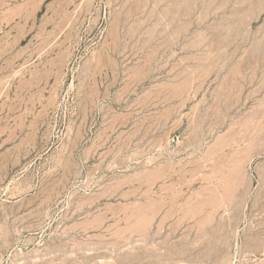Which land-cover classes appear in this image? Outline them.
Returning <instances> with one entry per match:
<instances>
[{
	"label": "rangeland",
	"instance_id": "1",
	"mask_svg": "<svg viewBox=\"0 0 264 264\" xmlns=\"http://www.w3.org/2000/svg\"><path fill=\"white\" fill-rule=\"evenodd\" d=\"M0 264H264V0H0Z\"/></svg>",
	"mask_w": 264,
	"mask_h": 264
}]
</instances>
